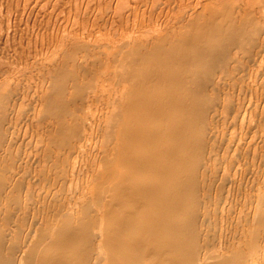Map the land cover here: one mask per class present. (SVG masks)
Wrapping results in <instances>:
<instances>
[{
	"label": "bare ground",
	"instance_id": "6f19581e",
	"mask_svg": "<svg viewBox=\"0 0 264 264\" xmlns=\"http://www.w3.org/2000/svg\"><path fill=\"white\" fill-rule=\"evenodd\" d=\"M0 264H264V0H0Z\"/></svg>",
	"mask_w": 264,
	"mask_h": 264
}]
</instances>
